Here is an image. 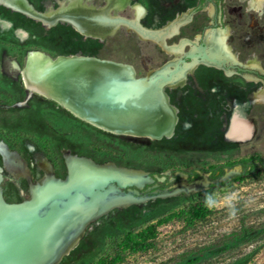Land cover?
Listing matches in <instances>:
<instances>
[{
  "label": "rangeland",
  "instance_id": "1",
  "mask_svg": "<svg viewBox=\"0 0 264 264\" xmlns=\"http://www.w3.org/2000/svg\"><path fill=\"white\" fill-rule=\"evenodd\" d=\"M27 1L45 13L66 2ZM134 3L145 9L142 25L157 30L176 22L179 32L162 41L122 23L100 38L83 34L67 19L47 23L0 4L1 197L21 203L32 198V187L43 179L65 180L68 154L96 165L142 170L143 186L130 184V192L115 193L131 195L134 204L113 206L89 219L56 264H107L117 252L124 258L116 264H264V167L259 161L248 168L250 174L236 178L245 171L240 161L264 158V98H256L264 91V0H129L110 12L133 19ZM216 28L228 31L234 59L209 52L226 59L218 64L198 55L184 79L167 83L172 116L152 136L99 128L32 90L23 78L32 51L123 62L144 77L176 67L189 51L201 52L207 32ZM194 206L208 207L210 214L188 223ZM183 209L185 216L159 221ZM148 225L157 227L153 247H124L126 233Z\"/></svg>",
  "mask_w": 264,
  "mask_h": 264
},
{
  "label": "bare ground",
  "instance_id": "2",
  "mask_svg": "<svg viewBox=\"0 0 264 264\" xmlns=\"http://www.w3.org/2000/svg\"><path fill=\"white\" fill-rule=\"evenodd\" d=\"M0 2L47 23H54L60 18L67 19L83 34L96 37H102L112 30L115 21H127L120 16L111 20L104 14L106 6L86 5L80 0H66L60 3L58 9H50L46 13L38 11L27 0ZM109 2L116 5L124 0ZM253 5L256 4L253 2ZM134 8L137 16H141L143 7L137 3ZM129 24L136 25L143 35L153 39L159 37L162 41H165V30L172 33L178 27L176 22H170L167 28L157 30L142 27L134 20ZM227 34L228 31L221 28L207 32L205 38L212 54H229ZM191 66V63L186 62L183 71L177 73L169 83L182 80ZM170 70L171 66L167 65L158 72ZM132 71L130 66L109 59L101 61L93 57L90 61L66 60L61 56L53 58L43 52L32 51L27 55L23 78L32 90L58 101L77 117L99 128L136 136H141L140 132L151 136L158 134L170 120L173 110L161 88H152L148 92L150 94L142 99L106 98L84 104L87 97L103 92L105 81L129 79ZM30 75L36 79H30ZM256 97L263 99L264 91ZM87 158L68 154V177L65 180L52 176L45 178L42 184L33 186L32 198L27 201L6 203L0 194V264H56L62 253L83 234L89 219L113 206L134 204L131 195L116 196L119 188L114 185L88 197L75 192L65 199L49 202L50 197L70 187L82 186L88 190L94 185H102L109 178H117L121 184L144 185L146 172L142 170L117 168L112 163L96 165Z\"/></svg>",
  "mask_w": 264,
  "mask_h": 264
},
{
  "label": "water",
  "instance_id": "3",
  "mask_svg": "<svg viewBox=\"0 0 264 264\" xmlns=\"http://www.w3.org/2000/svg\"><path fill=\"white\" fill-rule=\"evenodd\" d=\"M108 16L111 20H113V19L117 18L116 16H122V15H120L118 12H112ZM207 49H208V45H207L206 40H204L202 43V47H201V53L189 51L186 55L179 58L178 65L176 67L172 68L168 73L165 71H160L158 73H154L151 76L146 75L144 77L136 76L133 68L129 64L110 60L114 63L125 64V65L130 66L133 70L131 77L129 79L118 78V79H109V80L105 81L104 86H106V87L104 88L103 92H100L94 96L87 97L84 100V104L89 105L95 101L105 100L106 98H121V97H127L128 98L129 97V98H134V99H142V98H145L147 96L148 92L152 88L158 87V88H161L164 90V86L167 83H169L170 81H172L174 74L181 71V69H183V66L185 65L186 62L193 61V59L195 57H197L198 55H199V57H202L203 59H207L209 61H212V62H215L218 64H222V63L226 62V59H218L217 57L211 56L210 53L207 51ZM187 58H191L192 60H186ZM68 59L69 60H77V61H90V59H93V57L92 56L71 55V56H68L66 60H68ZM97 59L104 61V59H101V58H97ZM165 65L166 64H164L163 66H165ZM163 66H161L159 68L161 69ZM23 70H24V68H23ZM164 94H165V92H164ZM139 134L151 136L148 133H144V132H140ZM111 185H114V186L118 187L119 189L127 188L129 192L131 190H133L129 184H126V183L121 184L117 178H109L102 185H99V184L94 185L88 190H86L82 186L70 187L65 191H61L59 193H56L53 197H50L49 202L55 201V200L65 199L75 192L81 193L85 197H88L96 191L107 190ZM134 191L137 192L136 189ZM129 192H125V193H129ZM48 203H47V205H48Z\"/></svg>",
  "mask_w": 264,
  "mask_h": 264
},
{
  "label": "trees",
  "instance_id": "4",
  "mask_svg": "<svg viewBox=\"0 0 264 264\" xmlns=\"http://www.w3.org/2000/svg\"><path fill=\"white\" fill-rule=\"evenodd\" d=\"M260 161L262 166L264 167V158L253 157L248 160L240 161V163L244 164L245 171L237 176L238 179H243L246 175L250 174V170L257 167V163ZM235 163H231L227 166L220 165L216 166L214 172H222L225 167L233 166ZM250 170H249V169ZM198 175L197 173H195ZM187 210L183 209L180 211H176L170 214L168 217L160 219V222H166L170 218L174 216L183 217L186 215ZM190 218L188 219V223L194 222L198 218H205L208 214H210V209L208 207L202 206H194L189 210ZM157 235V227L156 225H148L144 229L137 232H128L124 236L123 245L124 247L130 248L133 251H146L154 246V239ZM123 255L120 252H117L107 264H116L119 261L123 260Z\"/></svg>",
  "mask_w": 264,
  "mask_h": 264
},
{
  "label": "flooded vegetation",
  "instance_id": "5",
  "mask_svg": "<svg viewBox=\"0 0 264 264\" xmlns=\"http://www.w3.org/2000/svg\"><path fill=\"white\" fill-rule=\"evenodd\" d=\"M129 3V0H124V2H121V3H118V4H116V5H113L112 3H110L109 2V0H106V4L105 5H103V6H106V8L105 9H107L105 12H104V14H105V16H107V15H109L111 12V10L113 9V7L114 6H119V7H122V6H124V5H126V4H128ZM86 5H92L91 3H85ZM135 4H137V3H134V4H132V8H133V10H134V18L133 19H130V20H128L127 19V21H115L116 22V25L114 26V28L112 29V30H110V31H108V33L106 34V35H104V36H102V37H100V38H104V37H107L108 35H110V34H112V33H114L117 29H118V27H119V25L120 24H122V23H127V24H129V23H131V21H136V24H138V25H141L142 27H146V26H144V25H142L141 24V22H140V20H141V18L143 17V14H144V12H145V9H144V7H143V13H142V15L141 16H137V11H136V9L134 8V5ZM93 6V5H92ZM255 8H259L260 6H257V5H253ZM121 18H123L122 16H120ZM126 19V18H125ZM57 21V20H56ZM178 24V23H177ZM167 26H169V25H167ZM167 26H166V28H167ZM178 27L172 32V33H169V31L168 30H165V34H164V38H167V37H171V36H174L175 34H177L178 32H179V24L177 25ZM132 27H134L135 29H137V30H139L138 29V27L135 25V26H132ZM146 28H148V27H146ZM206 34V33H205ZM205 37V36H204ZM205 40H206V38H204ZM227 39H228V34H227V36H226V44H227V46H228V43H227ZM204 41V40H203ZM202 41V42H203ZM183 44H184V42L181 44V45H179L180 46V51L182 52V50H183ZM229 47V46H228ZM192 49H194V48H192ZM230 50V49H229ZM208 51L210 52V49H209V45H208ZM196 53H201V52H198V51H196ZM211 53V52H210ZM226 56H228V59L229 60H233L234 59V56L231 54V52L229 51V54L228 53H226ZM110 60V59H109ZM114 61V60H113ZM189 63H191L193 66H191V68L189 69V70H191L196 64H197V58L193 61V62H189ZM186 64V63H185ZM184 67H185V65L183 66V69H184ZM239 68V67H238ZM172 69V68H171ZM183 69H181V71H183ZM188 70V71H189ZM240 70H242L241 68H240ZM181 71H179V72H181ZM188 71H186L185 72V75H186V73H188ZM167 72H169V71H167ZM178 72V73H179ZM177 74V73H176ZM176 74H174V77H175V75ZM185 75H184V77H183V79L185 78ZM174 77H173V79H174ZM261 77H263L264 78V74H261ZM173 81V80H172ZM257 98V97H256ZM8 152V151H7ZM10 153V152H9ZM67 164H68V160H67ZM68 173H69V167H68ZM43 181H44V179H43ZM43 183V182H42ZM33 188V187H32Z\"/></svg>",
  "mask_w": 264,
  "mask_h": 264
}]
</instances>
